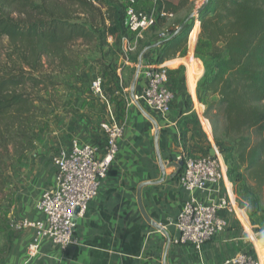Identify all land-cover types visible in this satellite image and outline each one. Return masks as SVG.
<instances>
[{
    "label": "trees",
    "instance_id": "obj_1",
    "mask_svg": "<svg viewBox=\"0 0 264 264\" xmlns=\"http://www.w3.org/2000/svg\"><path fill=\"white\" fill-rule=\"evenodd\" d=\"M190 1L162 5L176 14ZM198 25L210 62L197 99L207 106L206 114L224 123L227 177L238 182L240 168L264 166V0H206L195 23L162 41L156 62L181 53ZM121 27L123 17L115 15L111 0H0V40L6 39L7 49L0 65V192L9 164L33 149L44 121L37 104L51 106L52 96L38 93L53 94L62 85L53 76L76 66L71 47L78 42L106 46ZM249 130L257 140L246 134Z\"/></svg>",
    "mask_w": 264,
    "mask_h": 264
},
{
    "label": "rangeland",
    "instance_id": "obj_2",
    "mask_svg": "<svg viewBox=\"0 0 264 264\" xmlns=\"http://www.w3.org/2000/svg\"><path fill=\"white\" fill-rule=\"evenodd\" d=\"M162 1L178 4L182 0ZM205 1L187 2L173 19L157 22L140 36L127 33L121 27L115 37L117 42L107 41L106 46L78 42L71 47L76 56L74 70L53 76L62 83L53 94L38 93L40 97L48 98L51 95L52 98L51 106L43 102L37 104L42 110L39 118L44 121L33 149L20 161L9 164L5 173L4 189L0 192V264H19L38 254L33 256L30 237L24 236V230L15 231L11 222L37 215L36 202L41 193L52 185L53 157L59 155L72 139L91 143L93 140L89 138H92L93 132L89 130L96 131L110 115L119 121L121 112L127 109L129 103L132 107L129 90L137 66L122 65L120 57L129 63L136 62L148 45L163 43L182 25L195 23L196 12ZM124 2L111 0L115 15L122 17ZM145 7L151 8V4L147 3ZM13 16L18 15L14 12ZM199 31L198 25L197 31L189 38V44L187 37V44L179 53L185 58L171 64L168 76V88L173 94L171 114L180 133L183 153L190 157H218L225 165L227 174L230 158L223 152L228 143L223 133L224 123L213 117L212 112L206 114L207 106L197 99L198 82L210 62L208 47L198 40ZM126 45L129 51L124 53L122 47ZM5 46L6 39H1L0 65L5 61ZM96 77L103 81L104 100L94 97L91 92V83ZM212 100L214 98L209 101ZM246 134L252 141L257 140L254 130ZM170 162V165L173 164ZM239 173H242L240 181L230 178L236 199V215L230 213L223 233L205 245L202 252L205 264H226L239 254L256 258L260 264H264V166L248 172L240 168ZM167 240L169 246L181 253L180 256L177 251L171 256L172 262L175 259L178 261L174 264H200L189 247L176 246L169 238Z\"/></svg>",
    "mask_w": 264,
    "mask_h": 264
},
{
    "label": "built area",
    "instance_id": "obj_3",
    "mask_svg": "<svg viewBox=\"0 0 264 264\" xmlns=\"http://www.w3.org/2000/svg\"><path fill=\"white\" fill-rule=\"evenodd\" d=\"M147 3L151 4V8L145 7ZM174 16L164 9L162 0H125L122 11L124 29L136 36L157 22L170 21ZM189 36L190 33L188 44ZM114 39L108 37L107 41ZM121 41L124 42V39ZM123 51H129L127 45ZM137 70L138 76L146 80V85L140 93L129 99L130 102L137 103L145 113L154 114L167 122L173 103V94L168 88L169 66H150L140 62ZM91 92L96 98L104 100L103 81L100 78L92 81ZM99 128L105 139L103 154L98 155L97 147L71 141L66 151H61L52 159L53 183L41 193L35 219L11 222L15 231L33 230L30 244L33 256L38 253L43 242L58 249L71 244L76 219L86 214L106 180L118 153V141L123 128L112 115L100 123ZM175 163L181 164L177 174L182 191L181 208L175 222L177 234L170 242L176 246L189 247L200 264H204L202 252L205 245L223 233L230 213L236 215L233 184L218 157H190L182 152ZM226 264L260 263L256 258L239 254Z\"/></svg>",
    "mask_w": 264,
    "mask_h": 264
},
{
    "label": "crops",
    "instance_id": "obj_4",
    "mask_svg": "<svg viewBox=\"0 0 264 264\" xmlns=\"http://www.w3.org/2000/svg\"><path fill=\"white\" fill-rule=\"evenodd\" d=\"M113 41L117 42V39ZM161 50L162 43L148 45L142 50L136 62L129 63L120 57L121 64L130 67H136L140 62L150 66L167 65L170 70L171 64L185 58L176 54L158 64L156 58ZM97 78L100 77L95 79ZM145 85L146 80L141 75L138 76L134 88L131 90L130 87V99H132L131 95L140 93ZM130 106L129 103L127 109L120 114L119 123L123 131L118 141V154L86 214L76 219L71 244L64 249H58L48 242H43L36 256L27 258L19 264H174L178 262L177 259L173 262L171 259L178 249L169 246L167 239L171 240L177 234L175 222L181 208L182 191L177 181L180 165L175 163V159L183 152L180 133L171 114L172 108L167 122H164L151 113H146L148 116L146 117L135 103ZM89 132H93L92 138H89L93 140L91 143L77 139L71 141L97 147L98 155L101 156L105 149L104 134L100 128ZM70 142L61 151H66ZM157 151L164 163V173L158 163ZM170 161L173 164L170 165ZM146 182L154 184L142 188V205L148 217L158 221L159 227L150 226L140 214L137 205V187ZM35 217L33 215L31 219ZM32 235V229L24 230L25 237L31 239Z\"/></svg>",
    "mask_w": 264,
    "mask_h": 264
},
{
    "label": "water",
    "instance_id": "obj_5",
    "mask_svg": "<svg viewBox=\"0 0 264 264\" xmlns=\"http://www.w3.org/2000/svg\"><path fill=\"white\" fill-rule=\"evenodd\" d=\"M138 77V70H136V73H135V77L133 79V82L131 84V90L134 88V85H135V82H136V79ZM132 98H133V95H131ZM137 106L138 104L135 103ZM139 107V106H138ZM140 108V107H139ZM140 110L142 111V113L146 116L147 114L140 108ZM211 155L213 154L212 152L210 153ZM157 158H158V163H159V166H160V169L161 171L164 173V164L162 163V159H161V155L159 153V151H157ZM181 166V164H180ZM154 184L153 182H146V183H141L138 187H137V190H136V201H137V205H138V208H139V211H140V214L142 215V217L144 218V220L152 227H159V223L157 220L155 219H151L148 217V215L146 214L145 210H144V207L142 205V201H141V190L144 186H147V185H152Z\"/></svg>",
    "mask_w": 264,
    "mask_h": 264
}]
</instances>
